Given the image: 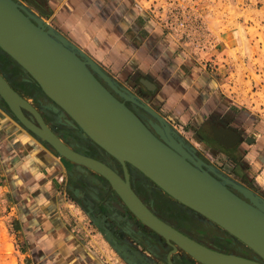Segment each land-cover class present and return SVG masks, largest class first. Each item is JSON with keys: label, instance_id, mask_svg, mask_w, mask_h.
Returning a JSON list of instances; mask_svg holds the SVG:
<instances>
[{"label": "water", "instance_id": "1", "mask_svg": "<svg viewBox=\"0 0 264 264\" xmlns=\"http://www.w3.org/2000/svg\"><path fill=\"white\" fill-rule=\"evenodd\" d=\"M0 51L56 106L49 107L52 113L61 110L68 117L64 120L68 127L80 131L83 138L122 165L124 178L105 163L67 146L0 74V100L15 121L58 157L103 177L128 211L171 246V253L181 250L199 264H264V199L198 159L194 148L185 144L164 118L119 87L83 51L15 0H0ZM59 95L68 105L55 99ZM125 102L133 103L155 122L149 121L147 126ZM92 126L109 130L117 152L86 130ZM125 165L181 206L224 230L263 263L211 250L160 219L131 189ZM167 262L172 264L169 256Z\"/></svg>", "mask_w": 264, "mask_h": 264}, {"label": "crops", "instance_id": "2", "mask_svg": "<svg viewBox=\"0 0 264 264\" xmlns=\"http://www.w3.org/2000/svg\"><path fill=\"white\" fill-rule=\"evenodd\" d=\"M15 1L83 51L128 92L134 87L132 79L136 80L129 77L130 70L142 66L146 70L144 63H154L162 52L172 58L176 54V47L136 0ZM159 44L161 53L156 52ZM160 83L163 87L164 80ZM176 86L163 88L157 99L176 102L189 96L182 107H163L171 119L180 115L187 122L203 102H195L191 86ZM0 166L17 208L16 225L34 264H155L148 256L155 258L152 251L137 241L148 242L153 233L128 211L109 183L58 157L19 125L1 100ZM80 212L85 216L80 217Z\"/></svg>", "mask_w": 264, "mask_h": 264}, {"label": "flooded vegetation", "instance_id": "3", "mask_svg": "<svg viewBox=\"0 0 264 264\" xmlns=\"http://www.w3.org/2000/svg\"><path fill=\"white\" fill-rule=\"evenodd\" d=\"M160 51L161 45L159 44L156 48V52L159 53ZM3 54L4 53H2V55ZM161 54L157 56L154 63H144V65H148L146 70L143 66L139 68L135 67L130 70L131 73L129 77H136V80L132 79L131 81L134 85V87L130 88L131 94L135 95L140 103L147 104L157 115L164 118L172 130L175 129L178 131L176 128L177 126L181 127L183 132L192 129L191 135L202 147L206 148L211 155L230 162L232 165V174L230 176L225 175L226 177L234 180L264 199V195L257 193L255 190L253 185L254 171L252 170V168L258 169L257 171L261 172L264 176V135L261 136V133L258 132L251 120L237 113L234 105L221 103L215 92L214 85L207 78L200 77V75L194 76V72L191 70L187 58L178 57L177 54H173L172 58V56H169L166 52H162ZM5 58L9 63L15 65L12 60L6 56ZM9 65L10 68L14 67L11 64ZM15 67L16 68H13L15 69L14 72L13 69H10V71L13 72V78L17 86L12 84L1 71L0 74L13 90L37 110L45 124L55 135L74 151L105 163L123 179L124 170L122 165L90 141L83 139L80 131L68 127L64 123V120L68 119V117L61 110L56 114L52 113L49 107L53 108L56 106H54L43 93L39 92L40 90L35 82L25 72L20 70L17 65H15ZM153 76L156 78L152 81L148 79ZM163 80L164 84L163 87H161L160 82ZM176 85L180 87L191 86V90L189 91L195 92V102H203V105L199 106V110L188 117V120L186 119L187 122H183L179 117L180 115L171 119V117L164 112L163 107L167 109L170 104L182 107L189 96L181 98L176 102L172 98V100L169 99L168 101V99H166L162 102H159L157 99L158 93L161 92L163 88L164 90L171 88L175 89L177 87ZM24 93H27V96L24 95ZM125 105L147 126L149 121L155 122L150 115L133 103L125 102ZM24 114L29 118L28 113L24 112ZM59 115L60 118L58 117ZM33 123L35 122L33 121ZM183 141L188 145L184 139ZM195 156L201 159L196 154ZM202 161L205 162L204 160ZM257 161L260 162V166ZM125 168L128 174V182L133 192L147 208L160 219L211 250L225 254H234L263 263L255 253L239 243L224 230L209 223L194 212H192L194 213L193 215L181 209L179 207L181 205L178 202L156 187L154 183L139 171L129 165H125ZM217 170L220 172L219 169ZM72 193L75 196V192L72 191ZM237 195L239 194L237 193ZM168 201H172L176 205H179L178 209L172 211L169 203H167ZM206 221L208 223H206ZM208 227L214 229L210 231ZM151 232L154 237L149 239L148 242L142 241V238H140V240L137 238V241L139 242V246L148 248V250L152 251L155 257L153 259L156 261L155 264H168V256L172 264H199L181 250L171 253V246L153 231ZM136 237H138V234ZM179 257L182 258V260H180ZM186 258H189L190 261H187Z\"/></svg>", "mask_w": 264, "mask_h": 264}, {"label": "rangeland", "instance_id": "4", "mask_svg": "<svg viewBox=\"0 0 264 264\" xmlns=\"http://www.w3.org/2000/svg\"><path fill=\"white\" fill-rule=\"evenodd\" d=\"M136 1L153 25L164 31L165 38L176 47L177 56L187 58L194 76L207 78L214 85L220 102L234 105L237 113L251 120L263 136L264 0ZM1 52L0 71L16 85L13 78V68L16 67ZM9 64L14 67L10 68ZM176 128L180 132L173 131L194 148L201 160L223 176L232 174L230 162L211 155L191 135L192 129L183 132L181 127ZM252 170L255 190L264 195V176L256 168ZM10 195L0 166V264H34L16 225L17 208ZM167 203L172 211L178 209L179 205L174 202ZM179 207L192 213L183 206ZM80 214V217L85 216L83 212ZM82 224L88 227V221L83 218ZM208 229L212 231L214 228ZM186 260L190 261L189 258Z\"/></svg>", "mask_w": 264, "mask_h": 264}, {"label": "bare ground", "instance_id": "5", "mask_svg": "<svg viewBox=\"0 0 264 264\" xmlns=\"http://www.w3.org/2000/svg\"><path fill=\"white\" fill-rule=\"evenodd\" d=\"M60 96V95H59ZM56 96V100L63 104V105H68L66 102H64L63 97L62 96ZM66 103V104H65ZM83 113H85L87 116L89 115L90 117L94 118L95 116L91 113V112H87V111H82ZM86 130L92 135L94 136V138L96 139H100L101 141H103L109 148L113 149L114 151L117 152V149L115 148L114 145V137L113 135L110 134L109 130H107L106 128L104 129V126H97L94 127L92 126V128H86ZM106 130V131H104ZM118 156H120V159H124L123 155L118 154Z\"/></svg>", "mask_w": 264, "mask_h": 264}]
</instances>
